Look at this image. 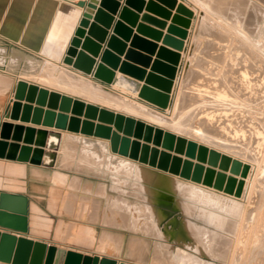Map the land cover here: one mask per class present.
Listing matches in <instances>:
<instances>
[{"label":"water","instance_id":"1","mask_svg":"<svg viewBox=\"0 0 264 264\" xmlns=\"http://www.w3.org/2000/svg\"><path fill=\"white\" fill-rule=\"evenodd\" d=\"M75 8L79 14L61 50L62 65L150 107L169 109L194 10L181 0H78ZM162 40L175 51L159 47ZM27 124L105 140L120 157L238 198L250 171L242 161L162 126L19 80L0 129V158L54 167L61 133ZM28 215L26 196L0 192V264H129L21 236L28 232Z\"/></svg>","mask_w":264,"mask_h":264},{"label":"bare ground","instance_id":"2","mask_svg":"<svg viewBox=\"0 0 264 264\" xmlns=\"http://www.w3.org/2000/svg\"><path fill=\"white\" fill-rule=\"evenodd\" d=\"M197 1L201 2V0ZM212 5L213 6L205 4L211 15L215 17L216 23L214 25L218 26V22H222L227 25L226 28H229L228 31H226L227 29L225 28L226 30H220L218 33V31L216 32L213 30L214 26L208 27L207 32L214 36V39L225 44L227 43L228 33L232 31L242 34V36L245 37V40L249 42L250 45H253V47L251 46L252 49L256 48V50H263L264 0H213ZM192 10L194 9L192 8ZM78 14L79 11L76 8L71 10L69 16L71 26L68 27L67 35H63V38L58 43L60 50L65 48L72 25L76 22ZM233 40H235V38ZM230 42L232 43V41ZM249 43H247L246 46L241 45L239 48L236 47L237 55H234L232 51H230V53L228 52V54L218 53V49L215 46L216 44H210V49H215L216 52V54L211 56V59L216 63H220V66L213 67V64L211 63L212 61L210 63L206 62L197 65V69L195 68L196 71L192 72V74L194 73L196 76L194 77L193 75L195 79H193L188 90H186L188 92L186 94L182 92L184 94L182 100L184 108L181 111H179L181 106L179 105L180 108L178 107V102L182 97L179 101L176 98V103L171 109L169 108L166 111H160L159 109L137 101L135 95H132L124 89L116 86L105 87L99 83H95L80 73L73 72L76 74L74 75L70 73L72 71L68 72L64 69H59L50 63L52 62L51 60L44 65L35 58L26 57L25 63L28 66V70L23 72L22 76L25 79L32 80L45 87L60 90L66 94L80 96L88 102L102 104L107 108H116L119 112L127 115L141 117L147 121L159 124H168L171 128L170 131L178 135L188 137L199 143L213 147L220 152L234 156L245 164L248 161L255 163L257 168L253 167L251 169L249 175L245 179L243 194L238 198L233 195L216 191L213 188L194 184L190 181L187 182L192 183L194 188L189 192H183L168 179L166 173L158 171V175L155 176L152 172L154 169L148 166L140 164L139 168H135L131 165V162H134L132 160L124 157L106 155L108 149L107 143L104 141H88L84 149L88 153L84 155L83 158L85 163L100 165L101 163L109 164L108 162H110V160L115 161L118 170L116 176L118 178L117 181H119V191L130 193L138 200V198L141 197L139 192L142 189L138 186V182H141V186H146V190L151 191L150 194H154V197L151 199L152 202L162 204V202H165L166 200L175 201L181 206L180 208L188 212V214L189 212L191 214V211L197 210L204 221L209 225H213L218 231L210 233L206 230H195L196 232L190 237V240L192 239L197 243L199 248L202 249L203 253L207 256L213 259L227 258L229 262H232L234 257H232L231 250L234 241L231 236L242 235V232L247 230V223H250L252 219L255 220L258 217V211L264 210V208L260 209L262 206H260L258 202V199L261 198L259 194V198L255 203H258L260 207L255 206L254 209L248 211L249 208L246 207L247 205L240 203L246 197L247 188L252 179L253 169L257 170L256 177L260 180V182L257 180L259 182L258 185L264 183V118L258 117L259 115L264 117V59L257 55L255 50L252 51L250 50L251 48H248L247 45H249ZM25 45L31 46L28 42H25ZM222 46L220 47V51L226 49V47ZM230 46L231 44H229V47L227 48H230ZM240 54H242V56L239 57L238 55ZM59 55L61 57V54ZM53 59H55V56ZM217 59L220 61H217ZM1 83L5 84L4 81L0 79V84ZM5 87H7L6 84ZM177 88H179V86ZM173 115H176V117L170 121L169 119ZM194 115H203L202 125L199 124L200 126H195L192 124L191 118ZM253 116H257V120H255ZM218 123H222V125L227 123L232 130L231 132H228V134L232 135L234 139L220 135L215 129V125ZM222 129L226 130L227 128L222 127ZM98 154L102 156L101 160L96 158ZM53 180L55 182H61L60 178L56 175L53 176ZM170 192L174 194V197L180 198V201L174 200V198L169 195ZM262 194L263 193H261V195ZM184 198L187 200L185 203L182 202V199ZM80 199L78 198V200ZM82 200L84 201V199ZM142 201L134 203L129 202L123 197L117 199L114 212L120 215L119 217L122 219L121 226L130 230H141L150 235L160 236L161 232L159 230V225L164 224L163 221L165 218L162 210L146 207ZM262 202H264V200H262ZM75 203L76 202H74V204ZM80 203L81 202L78 204ZM63 204L65 205L66 203ZM84 204L86 207V203ZM89 205H91V203H89ZM96 205L98 206V204ZM70 209L72 210V208ZM86 209L83 212H86ZM90 209L93 210L94 206L93 209ZM91 213L92 212H90V214ZM90 214L87 211V215L90 216ZM95 215L96 214H93L94 217H91L92 219L90 218L91 220L94 219V222H96ZM113 216L114 215L112 214L111 217ZM99 220L100 219H98V221ZM106 221L108 222L107 219ZM142 221L144 222L141 223ZM181 221L187 232L189 230H194L193 224L183 220ZM68 226H71V224ZM71 227L67 229L70 230ZM253 227L255 226L253 225ZM250 229L252 231L251 227ZM66 232L68 233V231ZM165 233L168 232L165 230ZM238 240L239 239L237 238V241ZM243 242H246L245 239ZM234 244L236 243L234 242ZM257 248H259V245ZM259 252L260 251H258V253ZM196 259L200 262V259Z\"/></svg>","mask_w":264,"mask_h":264},{"label":"crops","instance_id":"3","mask_svg":"<svg viewBox=\"0 0 264 264\" xmlns=\"http://www.w3.org/2000/svg\"><path fill=\"white\" fill-rule=\"evenodd\" d=\"M77 1L78 0H0V79L7 85V87H5V84H0V129L5 120V115L9 108L17 82L19 80H24L29 83H37L25 79L22 76V73L28 70V66L25 63L26 57L35 58L44 65L51 60L52 62L50 63L59 69H64L68 72L71 71L70 68L63 66L61 63L62 51L58 43L63 38V35H67L68 27L71 26L69 16L71 10L75 8ZM181 1H184L192 9L189 0ZM143 14L154 16L147 13L146 9L143 11ZM154 17L157 18L156 16ZM196 18L197 15L189 31V36L185 41V49L181 53V62L178 70L179 75H177L173 95L178 85L177 81L182 75L187 60L192 29ZM140 23L141 21H139V24ZM145 24L149 28L158 30L147 23ZM170 25L171 19L167 21L166 29L162 31L164 36L167 35V30ZM134 30V33L138 34L137 28ZM143 38L149 42H154L149 35H145ZM25 42H28L31 46L25 45ZM162 42L163 40L157 43V45L159 47H165ZM165 48L175 51L169 47ZM59 54H61V57ZM54 56L55 59H53ZM156 56L157 55L152 57V59L155 60ZM54 62H58L57 65ZM150 70L151 68L147 69V72H150ZM70 73L74 74L73 71ZM141 84L144 85V83ZM37 85L45 87L38 83ZM45 88L48 89L49 87ZM49 90L66 94L52 88H49ZM66 95L86 101L77 95ZM89 103L107 108L102 104ZM45 109H47V107H45ZM108 109L117 111L109 107ZM128 116L143 120L133 115ZM25 126H33V128L37 130L48 132L59 131L61 133V140L59 149L56 151L58 156L54 167L0 158V192L24 195L29 200L28 232L27 234H21V236L35 241L45 242L48 245H54L58 248L82 252L92 256L107 257L129 264H147L134 259L132 260L127 257L128 255L124 254L125 251H132L135 246H137V250L143 251L147 249V246H145L144 240L134 238L128 239L125 236L134 231L121 226L122 219L119 217V214L114 212L113 202L121 197L120 192L115 189L117 184L110 175L104 174L102 168L90 167L83 159L84 155H86V153H84V148L88 141H106L87 137L80 133H71L45 127L43 125L27 124ZM106 143L108 149L106 155L118 156L111 151L108 142ZM45 150L47 149L45 148ZM88 171L97 173V177L89 175ZM58 173L67 177L65 183L55 182L53 180L54 174L57 175ZM100 176H105V178H99ZM75 180L78 181L75 182L77 184L73 183ZM73 184L75 186H72ZM101 187L105 188L104 194L99 192ZM78 198H82L84 201L82 199L78 200ZM124 198L132 202L130 196L127 195ZM92 201L93 203L97 202L96 204H98V206L95 203L93 204ZM74 202L76 203L74 204ZM79 202H81V206L78 204ZM63 203L66 204L64 205ZM84 203H86V207ZM89 203H91V205H89ZM83 204L84 206L82 207ZM157 207L162 210L165 216L163 230H166L170 235L173 221H179L182 232V235L178 238L171 237L164 243L172 244L175 249L188 248L179 242L180 238L190 241V236L182 224V213L176 202L166 200L160 205L157 204ZM66 208L68 211L70 210L69 212L74 211L72 212L73 215L69 213ZM70 208H72V210ZM85 209L86 212H83ZM87 211L89 214L90 212L96 214V222H94V219L91 220V217H94L93 214L91 213L89 216L87 215ZM110 214L111 216L112 214L114 215V219ZM98 219H100L101 222L100 220L98 221ZM69 224L73 226H68ZM70 227L71 229L68 230ZM66 231H68V233ZM134 241L136 242L134 243ZM118 242L120 244L119 248H117ZM176 246L179 247L177 248Z\"/></svg>","mask_w":264,"mask_h":264},{"label":"rangeland","instance_id":"4","mask_svg":"<svg viewBox=\"0 0 264 264\" xmlns=\"http://www.w3.org/2000/svg\"><path fill=\"white\" fill-rule=\"evenodd\" d=\"M189 2H190V5L192 6V8L194 9V11L196 12L197 18H196V22H195L193 30H192V36H191L190 45L188 48L187 60H186V64H185L186 68L184 66V70L182 72V75H181L180 79L178 80V83L180 82L179 83L180 85L179 84L177 85V87L179 86V88L176 87L178 92H177V90H175V93H174L173 98H172V104L170 107V109H171L174 106V104L176 103V100L178 99V101H179V99L182 97L180 99V101L178 102V107H179V105L181 106V108L179 107L180 108L179 111H181L184 108V103L182 101L183 95L188 92L186 90H188L190 84L193 82V79H195L194 77L196 75L194 73L192 74V72L196 71L195 68L197 69L198 64L206 63V62L210 63L212 61L211 56L216 54L215 49H210V47H209L210 44H212V45L216 44L215 46L218 49V53L228 54V52L230 53V51H232L234 55L235 54L237 55V52H236L237 48L236 47L239 48L241 45L246 46V44L249 43L245 40V37L242 36V34L232 32V31L230 33H228L227 43H225V44L220 43L219 41L214 39V36H212L209 32H207L208 27L214 26L213 30L216 32L218 31V33L220 32V30L224 31L227 29L226 31H228L229 28H226L227 25H225V23H222V22L221 23L218 22V26L214 25L216 23L215 17L211 15L208 8L205 6V4H208L209 6L210 5L213 6L212 5L213 0H201V2L197 1V0H189ZM197 19H198V21H197ZM208 33L210 34V36ZM230 34H232V35H230ZM241 37H242V39H241ZM234 38H235V40H233ZM229 39H231V40H229ZM213 40H214V42H213ZM239 40H240V42H239ZM230 41H232L233 44ZM217 42H218V44H217ZM229 44H231V46H230V48H227V47H229ZM222 45L224 47H226V49H223L224 52H223V50L220 51V47ZM249 45H250V43H249ZM249 45H247V46L249 49L251 48L250 50H252V51L255 50V53L264 59V48H263V50H256V48L252 49L253 45H250V46ZM231 47H233V48H231ZM228 49H230V50H228ZM238 56L240 57V56H242V54H240ZM217 61H220V60L217 59ZM211 63L213 64V67L214 66H216V67L220 66V63H218V62L216 63V62L212 61ZM210 67H211V65H210ZM217 74H218V71H217ZM193 75H194V77H193ZM190 76H191V78H190ZM184 88H186V89H184ZM182 92H184V94ZM175 95H177V96H175ZM181 102H182V104H181ZM112 109L117 110L116 108H112ZM175 117H176V115H173L172 117H170V119L169 118L168 119L171 121ZM253 117L255 118V120H257L256 119L257 116L256 117L253 116ZM258 117L264 118L261 115H259ZM138 118H141V117H138ZM141 119L146 120L144 118H141ZM191 120H192L191 122L193 125L200 126V125H202L201 123H203V115H198V116L194 115L191 118ZM147 122H150V121H147ZM150 123L155 124L157 126H162L166 130H169V131L171 130V128L168 124H159V123H155V122H150ZM220 126L226 127L227 129L223 130L222 127H220ZM215 129L220 135L228 136L229 138L234 139V137H232V135L228 134V132H231L232 130L227 125V123H224L223 125H222V123H218L215 125ZM211 148H213V147H211ZM84 153L88 154L86 152V150H84ZM222 153H224V152H222ZM224 154H226V153H224ZM99 155L100 154H98L96 158L98 160H101L102 156L101 155L99 156ZM229 156H231V155H229ZM231 157L235 159L234 156H231ZM108 163L109 164L101 163L100 165H97V164L94 165L92 163H87V165H89L90 167L94 166V167L102 168L104 174L110 175L113 178V180L115 181V183L117 184V186L119 187V184H118L119 181H117L118 178L116 176V174H117L116 172L118 170L116 168L115 161L110 160V162H108ZM247 163L246 164L249 166L250 171L253 167L257 168L255 163H252L251 161H248ZM250 163H252L253 165ZM131 165L135 168L140 167V164H138L136 162H131ZM250 171H249V173H250ZM152 172L155 176L158 175V171L152 170ZM256 172H257V170L253 169V175H252V179L250 180V183H249L248 188H247L246 197L243 199L242 202H240L244 205L245 204L247 205L246 207L249 208L248 211H251L252 209H254L255 206H259V205L262 206L260 209L264 208V206H263L264 202H262V200H264V183H262V184L260 183L261 185H258L260 180L258 177H256ZM249 173H248V175H249ZM88 174L97 177L96 176L97 173H95V172L88 171ZM56 176L59 177L61 182H63V183H65V181L67 180V177L63 174L58 173ZM166 176L168 177V179L171 182H173L175 184V186L178 189H181L183 192H189L190 190H192V188H194L192 183H189L185 180L179 179L176 176L168 175V174H166ZM101 177L105 178V176H100L99 178H101ZM245 179H244V182H245ZM75 182H78V181L75 180L73 182L74 184H77ZM138 183H139L138 186H140V188H142L139 192L141 197L138 198V200L134 195H131L130 193H124V192L119 191L120 188H118L117 186L115 187V189L120 192V196L123 198L128 195V196H130V200L134 203L137 201L144 200V201H142V203L146 207H152L154 209H159L157 207L158 203L152 202V200H151L154 197V194L151 193L152 194L151 195L150 194L151 191L146 190V186H141V182H138ZM74 184L72 186H75ZM99 192L101 194H104L105 188L101 187L99 189ZM255 192H257V193H255ZM261 193H263V194L261 195ZM258 194H259V196H261L260 199H258L259 198ZM169 195L171 197H173L174 200L180 201V198L174 197L173 193L170 192ZM257 199H258L259 205H258V203H255V202H257ZM116 201H117V199L113 202V208H115V202ZM182 202L185 203V202H187V200L184 198V199H182ZM176 204H177L178 208L180 209V212L182 213L181 214V220L188 222V223H191L194 226L193 227L194 230L188 231V234L190 237L194 234V232H196L195 230H197V231L198 230H206L210 233L218 231V229H216L213 225L207 224L197 210L191 211V214H190V212L188 214V212H186L185 210L180 208L181 206H179L178 203H176ZM248 204H249V206H248ZM158 205H160V204H158ZM258 213H257L258 217L255 220L252 219L250 221V223H252V224L247 223V225H246L247 230L243 231L244 234L242 232V235L240 234L241 236L238 235L240 237H238L236 235L231 236L233 241L236 243V244H234V242H233V246H232V250H231L232 257L235 258V259L233 258V260H232L233 263L231 261L229 262V260L227 258H224V259L215 258V259H213V258L207 256L206 254L203 253V250L199 248L198 244L195 243L192 239L190 241H186V240L181 239V238L179 239V242L182 243L183 246H186L188 248H178L179 246H176L178 249H175V247L172 244L164 243L165 241H167L171 237L172 238H178L179 236L182 235L180 225H179V221H173L172 230H170V233H171L170 235H169V233H165V230H163L164 224L159 225V230L161 232L160 236L159 235L158 236L150 235V234H147L141 230H132L134 232H130L125 236L128 239L134 238V239L144 240L145 246H147V249L144 251L143 250H137L136 249L137 246L134 245L135 247H133L134 249L132 251H125L124 254L128 255L127 257H129L132 260L134 259V260L141 261V262H144L147 264H264V210L263 211L260 210V211H258ZM262 217H263V219H262ZM257 220H258V222H257ZM260 220H263V221H260ZM143 222L144 221H142L141 223H143ZM253 225L255 227H253ZM250 227L252 228V231H251ZM257 227H259V228H257ZM253 228H254V230H253ZM249 232H251V233H249ZM246 233H247V235H246ZM248 234H249V236H248ZM250 236H251V238H250ZM248 237H249V239H248ZM235 238H236V240H235ZM237 238L239 239L238 241H237ZM244 239L246 242H243ZM135 242L136 241H134V243ZM258 245H259V248H257ZM119 246H120V244L118 242L117 248H119ZM236 248H237V251H236ZM238 248H240V249H238ZM258 251H260V252L258 253ZM234 253H235V255H234ZM256 257H257V259H256ZM196 258L200 259V262H198Z\"/></svg>","mask_w":264,"mask_h":264}]
</instances>
